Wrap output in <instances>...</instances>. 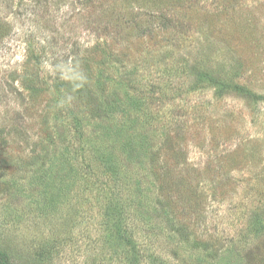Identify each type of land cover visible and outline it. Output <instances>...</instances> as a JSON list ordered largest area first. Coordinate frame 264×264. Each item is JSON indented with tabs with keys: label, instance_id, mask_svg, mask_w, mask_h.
<instances>
[{
	"label": "rangeland",
	"instance_id": "rangeland-1",
	"mask_svg": "<svg viewBox=\"0 0 264 264\" xmlns=\"http://www.w3.org/2000/svg\"><path fill=\"white\" fill-rule=\"evenodd\" d=\"M0 22V264H264V0Z\"/></svg>",
	"mask_w": 264,
	"mask_h": 264
},
{
	"label": "trees",
	"instance_id": "trees-1",
	"mask_svg": "<svg viewBox=\"0 0 264 264\" xmlns=\"http://www.w3.org/2000/svg\"><path fill=\"white\" fill-rule=\"evenodd\" d=\"M110 8V6H109ZM108 9V8H106ZM9 31V28L2 22H0V39L5 37V34Z\"/></svg>",
	"mask_w": 264,
	"mask_h": 264
}]
</instances>
